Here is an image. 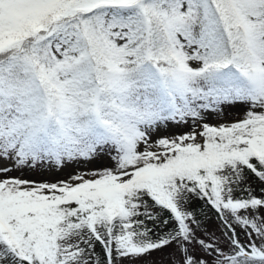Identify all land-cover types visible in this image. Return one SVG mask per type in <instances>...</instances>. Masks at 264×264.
Returning <instances> with one entry per match:
<instances>
[{
	"label": "snow or ice",
	"instance_id": "6c2138e0",
	"mask_svg": "<svg viewBox=\"0 0 264 264\" xmlns=\"http://www.w3.org/2000/svg\"><path fill=\"white\" fill-rule=\"evenodd\" d=\"M0 264H264V0H0Z\"/></svg>",
	"mask_w": 264,
	"mask_h": 264
},
{
	"label": "rangeland",
	"instance_id": "374dc122",
	"mask_svg": "<svg viewBox=\"0 0 264 264\" xmlns=\"http://www.w3.org/2000/svg\"><path fill=\"white\" fill-rule=\"evenodd\" d=\"M16 173H13L15 175ZM26 176L32 179H55V178H63V173H45L41 176L38 172L37 173H25ZM158 255V254H156Z\"/></svg>",
	"mask_w": 264,
	"mask_h": 264
}]
</instances>
